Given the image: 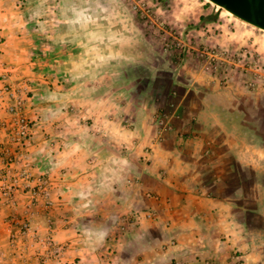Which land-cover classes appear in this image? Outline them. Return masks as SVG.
<instances>
[{"label":"crops","instance_id":"1","mask_svg":"<svg viewBox=\"0 0 264 264\" xmlns=\"http://www.w3.org/2000/svg\"><path fill=\"white\" fill-rule=\"evenodd\" d=\"M13 1L0 0V90L8 85L21 95L34 124L24 153L9 130L0 132V264H264L256 233L240 215L248 208L223 204L220 177L206 176L218 153L247 160L218 113L188 108L177 122L182 136L168 144L154 132L143 156L149 126L140 112L128 126L119 117L125 106L79 97L69 109L64 74H36L47 55H37ZM6 107L0 93L8 121ZM6 150L17 156L9 176ZM43 185L46 194L34 198ZM145 193L153 204H144ZM24 219L33 228L29 238L20 232ZM46 240L61 245V254Z\"/></svg>","mask_w":264,"mask_h":264},{"label":"rangeland","instance_id":"2","mask_svg":"<svg viewBox=\"0 0 264 264\" xmlns=\"http://www.w3.org/2000/svg\"><path fill=\"white\" fill-rule=\"evenodd\" d=\"M13 2L37 55H47L36 74H64L69 109L79 97L98 107L125 106L119 117L128 126L140 112L149 126L143 156L152 150L154 132L168 144L182 136L177 122L188 108L214 109L241 143L243 162L256 167L226 151L211 157L216 169L206 176L220 177L223 204H245L248 210L240 215L256 233L254 247L264 250L263 28L211 0ZM204 15L217 19L202 23ZM151 197L145 193L144 204H153Z\"/></svg>","mask_w":264,"mask_h":264},{"label":"built area","instance_id":"3","mask_svg":"<svg viewBox=\"0 0 264 264\" xmlns=\"http://www.w3.org/2000/svg\"><path fill=\"white\" fill-rule=\"evenodd\" d=\"M0 93L2 97H7V111L11 115L10 120H6L3 118L0 114V132L3 130H9L12 134V138L14 143H16L18 149H21L22 153L24 151V148L29 145L32 132H33V120H31L29 117H27L23 110H24V103L25 99L19 95L11 86H5L0 90ZM23 154H20V156ZM17 156L10 152L9 150H6V162H7V169H6V174L8 176L11 174L13 171L12 164L17 162ZM5 185V184H4ZM5 189V194L10 196V187L6 186L4 187ZM46 187L40 186L39 188L35 189L33 191V196L34 198H37L39 194L43 195L46 194ZM20 232L21 235L24 237L29 238L30 235L33 233V228L31 226V222L29 219H24L20 223ZM12 244L16 243V236L13 235L11 238ZM47 244H51V241L46 240L45 241ZM50 252L53 253L54 255H60L62 252V247L61 245H55L52 243L50 245ZM11 264H19L17 260L11 261ZM45 264V263H43ZM173 264H186L184 262H175Z\"/></svg>","mask_w":264,"mask_h":264},{"label":"water","instance_id":"4","mask_svg":"<svg viewBox=\"0 0 264 264\" xmlns=\"http://www.w3.org/2000/svg\"><path fill=\"white\" fill-rule=\"evenodd\" d=\"M240 19L264 29V0H211Z\"/></svg>","mask_w":264,"mask_h":264},{"label":"trees","instance_id":"5","mask_svg":"<svg viewBox=\"0 0 264 264\" xmlns=\"http://www.w3.org/2000/svg\"><path fill=\"white\" fill-rule=\"evenodd\" d=\"M27 20H28V23H29V27L31 28V31L35 32L36 31V28L34 27V25L32 24L33 22L30 20L29 18V15H27ZM217 19V15H210V16H202L201 17V21L202 23L205 22V21H215ZM200 26V24H199ZM37 40L40 42V43H43V38L40 36V38H37ZM41 51H42V48H40Z\"/></svg>","mask_w":264,"mask_h":264},{"label":"bare ground","instance_id":"6","mask_svg":"<svg viewBox=\"0 0 264 264\" xmlns=\"http://www.w3.org/2000/svg\"><path fill=\"white\" fill-rule=\"evenodd\" d=\"M228 11V10H227ZM228 12H230V11H228Z\"/></svg>","mask_w":264,"mask_h":264}]
</instances>
